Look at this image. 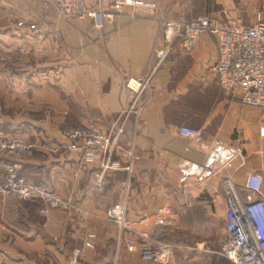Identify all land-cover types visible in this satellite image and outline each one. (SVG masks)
Returning <instances> with one entry per match:
<instances>
[{
    "label": "crops",
    "instance_id": "obj_1",
    "mask_svg": "<svg viewBox=\"0 0 264 264\" xmlns=\"http://www.w3.org/2000/svg\"><path fill=\"white\" fill-rule=\"evenodd\" d=\"M86 2L96 5V0ZM157 2L154 11L125 5L97 29L91 18L65 19L42 0H0V43L9 57L0 63V70L7 71L0 73V129L7 127L6 133L33 145L24 157L0 154V165L18 161L22 175L72 201L69 208L44 213L41 200L0 195L3 264H69L76 250L78 264H155L129 251L126 237L121 240L117 224L106 217L108 207L123 199L125 171L110 170L99 186V160L89 162L66 149L65 128L115 129L132 98L127 80L142 75L152 63L154 47L164 44L161 17L186 23L230 6L227 10L245 21L264 19L261 14L248 17L252 10L236 8L234 0ZM237 3L264 7V0ZM104 7L111 9V2L104 1ZM20 21L25 24L19 26ZM32 23L36 28L29 27ZM171 45L145 94L144 110L127 121L117 153L121 166L130 152L138 157L129 224L154 237L170 227L155 224L161 208L171 206L178 214L195 203L208 214L214 206L224 219L223 179L231 177L241 187L250 173L264 177V108L244 105L223 92L214 72L218 51L212 36L184 35L182 30ZM184 125L198 129L211 146L203 149L180 135Z\"/></svg>",
    "mask_w": 264,
    "mask_h": 264
},
{
    "label": "built area",
    "instance_id": "obj_2",
    "mask_svg": "<svg viewBox=\"0 0 264 264\" xmlns=\"http://www.w3.org/2000/svg\"><path fill=\"white\" fill-rule=\"evenodd\" d=\"M104 1L96 0V5H89L86 0H42L44 6H52L63 18H91L97 29H103L108 18L119 14L125 5L134 9L156 10L157 0H107L111 9L104 7ZM134 15V14H133ZM25 21H20L23 26ZM31 29L36 24L29 25ZM206 33L213 37L218 61L214 66L219 85L223 92L244 105L264 108V19L258 17L253 22H246L242 16H234L227 9L208 12L197 19L181 23L167 17L160 18V34L163 46L154 47L151 65L137 77H130L126 88L132 98L122 111L116 127L109 133L88 126L68 125L64 131L67 139L66 149L80 153L89 162L99 160L97 184L103 185L110 170L123 169L126 173L123 199L113 203L107 209L108 220L117 224L120 239L125 238L126 248L137 251L141 258L155 264H170L176 245L160 240L147 231L132 228L128 221V202L133 173L134 156L130 152L127 164L121 166L117 160L121 137L130 117H139L144 110L145 94L150 90L152 80L160 66L172 52V41L180 33ZM180 135L194 139L201 148L211 146L204 141L202 133L190 126H181ZM264 135V126L261 127ZM218 147L225 146L220 140H214ZM33 145L25 137L6 133L0 129V154L11 157H24L32 153ZM264 177L260 172L250 173L240 187L231 177L222 181L226 201L224 228L226 242L223 254L234 264H264ZM241 190L244 192L241 193ZM0 195L14 196L22 200H41L42 212L51 208L72 206L70 199L63 198L58 192L43 184L31 180L20 173L18 161L0 165ZM177 212L171 207L161 208L155 216V224L174 226ZM87 246L92 247L90 241ZM79 251L76 250L69 264L79 263ZM0 264H3L0 262Z\"/></svg>",
    "mask_w": 264,
    "mask_h": 264
},
{
    "label": "rangeland",
    "instance_id": "obj_3",
    "mask_svg": "<svg viewBox=\"0 0 264 264\" xmlns=\"http://www.w3.org/2000/svg\"><path fill=\"white\" fill-rule=\"evenodd\" d=\"M234 1L236 2V8H250L252 10L251 15L248 17L253 16L256 18L260 14L262 17L264 16V7L262 5L249 7L248 5L238 4L237 0ZM224 8L231 9L230 6H224L219 10ZM253 21L254 19L246 20L248 23ZM5 46L2 42L0 43V63L9 62ZM2 71L4 73L7 72L0 70V73ZM2 91L0 92V109L4 107ZM6 129L7 127H4V130ZM190 202H194V200ZM159 236L160 240L176 245L171 264H227L223 262V258L229 261L228 264H234L223 254L226 242L224 219L222 213L215 209L214 206L207 214L203 207L194 203L191 207L185 208L181 213H178L177 223L174 226L163 229Z\"/></svg>",
    "mask_w": 264,
    "mask_h": 264
},
{
    "label": "trees",
    "instance_id": "obj_4",
    "mask_svg": "<svg viewBox=\"0 0 264 264\" xmlns=\"http://www.w3.org/2000/svg\"><path fill=\"white\" fill-rule=\"evenodd\" d=\"M159 227H164V228H166L165 226H159ZM155 236L158 237V238L160 237L158 231L155 232ZM223 262H225V263H227V264L229 263V261H228L227 259H225V258H223Z\"/></svg>",
    "mask_w": 264,
    "mask_h": 264
}]
</instances>
